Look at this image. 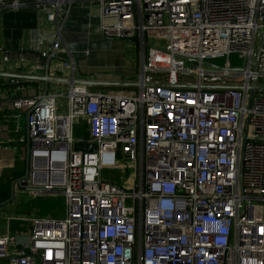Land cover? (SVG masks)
<instances>
[{
    "label": "built area",
    "instance_id": "2783aa9c",
    "mask_svg": "<svg viewBox=\"0 0 264 264\" xmlns=\"http://www.w3.org/2000/svg\"><path fill=\"white\" fill-rule=\"evenodd\" d=\"M71 1L0 0V12L31 8L58 24ZM89 2L102 36L140 46L137 89L73 83L14 101L31 145L16 187L58 197L65 215L24 218L23 233L7 226L0 264H264V92L251 89L264 86V0ZM55 46L66 52L61 38ZM217 56L225 66L206 62ZM104 168L124 178L106 181Z\"/></svg>",
    "mask_w": 264,
    "mask_h": 264
},
{
    "label": "crops",
    "instance_id": "0c3cea01",
    "mask_svg": "<svg viewBox=\"0 0 264 264\" xmlns=\"http://www.w3.org/2000/svg\"><path fill=\"white\" fill-rule=\"evenodd\" d=\"M95 3L76 1L71 10L69 21L61 35L66 52L58 51L50 67V77H61L65 80L51 81L52 92L67 90L70 84L81 82L90 86L92 91H104L126 87L100 85L104 82L136 81L139 78L140 61L132 49V42L101 35L100 10L98 3ZM57 33L56 22L47 21L45 15L31 8L18 11L6 9L0 12V72L3 73L0 75V178L3 182L11 181L10 188L12 181L25 173L26 145L29 138L27 112L16 109L14 101L21 97L42 96L44 83L28 77L17 78L25 88L17 91V96H13L8 87L10 78L16 77L8 74L44 76L45 58L44 69H38L36 64L40 54L35 45L39 43L41 36L56 37ZM40 47V51L47 52L52 45L46 42ZM87 49L90 50L89 55H85ZM68 50L74 56L76 65L71 71L61 68V62L69 58ZM20 52L26 58L22 63L16 57ZM7 54L11 57L5 61L4 56ZM16 190L22 189L16 187ZM11 206L16 208L14 204ZM7 217L0 213V234L7 226L11 229L13 220L7 225Z\"/></svg>",
    "mask_w": 264,
    "mask_h": 264
},
{
    "label": "rangeland",
    "instance_id": "374dc122",
    "mask_svg": "<svg viewBox=\"0 0 264 264\" xmlns=\"http://www.w3.org/2000/svg\"><path fill=\"white\" fill-rule=\"evenodd\" d=\"M132 45V49L134 53H136V55L138 56V60L140 61V46L137 42H132ZM206 62L217 66H225L227 63V57H212L207 59ZM229 62L231 66L243 67L245 59L241 57L238 53H232L229 57ZM206 67L208 66L206 65ZM132 88L135 90L137 89L136 86H133ZM261 92H264V90H257L256 94H260ZM84 132L87 133L86 130ZM82 134L83 131L81 129L76 130V136ZM102 175L106 181L116 180L121 182V179L124 178L125 174L124 171L119 168H104L102 170ZM15 195V200H13L11 204H7L2 207L0 209V213H4L7 216L17 217L18 220L12 221L13 223L11 225V229L17 230L19 233H23L24 231H27L32 228L31 222L29 220H24V218L39 216L63 217L65 215V209L63 208V200H60L58 197H54L51 195L35 196L28 190H16ZM13 204L16 205L15 209L13 206H11Z\"/></svg>",
    "mask_w": 264,
    "mask_h": 264
},
{
    "label": "water",
    "instance_id": "95a60500",
    "mask_svg": "<svg viewBox=\"0 0 264 264\" xmlns=\"http://www.w3.org/2000/svg\"><path fill=\"white\" fill-rule=\"evenodd\" d=\"M75 4V1L72 0L61 20L59 21L58 23V33H57V36L56 37H53V36H49L47 35V39L45 40L44 36H41V40L39 41V43H36L35 45V48L38 50V53L39 54H42V51H40V46L41 45H44L46 42L47 44H51L52 47L49 49V52L46 53L45 55V75L44 76H25V75H22V74H15V73H9L8 76H11V77H16V78H31V79H38V80H41L43 83H44V90H43V94H42V102L45 101V96L47 95L49 89H50V82L51 81H57V82H61L65 79L61 78V77H56V78H52L50 77V67H51V62L52 60L56 59L57 57V48H56V44L60 41V38H61V35L63 33V30H64V27L66 25V23L69 21V17H70V14H71V10L73 8ZM36 40V39H35ZM45 41V42H44ZM0 75H3V73L0 72ZM78 84H82L81 83H78ZM100 85H103V86H111V85H114V86H133V85H137V81H113V82H104ZM251 89L254 90V89H260V90H264V86H260V85H252L251 86ZM28 113H27V123H28ZM27 129H28V136H29V127H28V124H27ZM86 148L87 150H90V151H94V147L91 145V144H88V143H85V142H76L75 143V149L78 150V149H84ZM26 170H25V173L23 176L19 177L18 179H15L12 181L11 183V188H10V195L7 199L3 200L0 202V209L2 207H4L5 205L7 204H10L11 202H13L14 198H15V192H16V185L18 182H25L27 180V177L29 175V161H30V153H31V145H30V140L28 138V142H27V145H26Z\"/></svg>",
    "mask_w": 264,
    "mask_h": 264
},
{
    "label": "trees",
    "instance_id": "16d2710c",
    "mask_svg": "<svg viewBox=\"0 0 264 264\" xmlns=\"http://www.w3.org/2000/svg\"><path fill=\"white\" fill-rule=\"evenodd\" d=\"M78 1L90 3L89 0H78ZM40 58H41L42 62H44L45 57H40ZM10 182L11 181H9V180L6 182L5 181L3 182V180L0 181V202L9 197V195H10Z\"/></svg>",
    "mask_w": 264,
    "mask_h": 264
}]
</instances>
